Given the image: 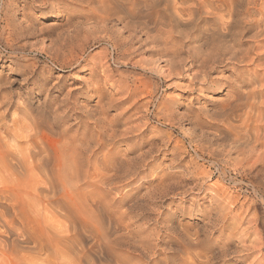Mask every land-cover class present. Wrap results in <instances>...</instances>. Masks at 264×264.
<instances>
[{
    "label": "rangeland",
    "instance_id": "374dc122",
    "mask_svg": "<svg viewBox=\"0 0 264 264\" xmlns=\"http://www.w3.org/2000/svg\"><path fill=\"white\" fill-rule=\"evenodd\" d=\"M69 1L0 0V151L10 155L0 158V193L18 192L27 203L24 217L66 235L69 217L44 205L33 187L44 186V179L22 161L33 144L60 147L62 135L78 147L88 176L73 194L82 203L83 196L86 203L98 199L101 213L114 219L112 228L119 226L113 239L124 237L120 264H264V42L251 50L253 61L218 64L209 78L219 82L203 84L193 79V51L208 37L201 33L208 23L204 12L224 0H208L194 29L185 24L194 0H174L181 23L162 26L174 28L172 35H160L152 24L136 30L138 17L121 21L117 13L103 20L101 0ZM165 1L172 2L163 0V7ZM209 21V28L219 23ZM250 36L242 49L252 46ZM18 163L25 171L11 168ZM103 164L109 165L108 184L100 183ZM0 200V225L19 228V220L14 226L4 215L8 202ZM33 209L40 211L34 215ZM60 253L48 264H67ZM32 255L29 264H42L47 254ZM106 257H100L103 264ZM7 261L1 256L0 264Z\"/></svg>",
    "mask_w": 264,
    "mask_h": 264
},
{
    "label": "bare ground",
    "instance_id": "6f19581e",
    "mask_svg": "<svg viewBox=\"0 0 264 264\" xmlns=\"http://www.w3.org/2000/svg\"><path fill=\"white\" fill-rule=\"evenodd\" d=\"M165 2L168 3V1H165ZM208 2H209L208 0H194V3H193L194 13L192 12L193 15L190 16V17H192L191 20L188 19L187 21H185V24L187 26H193V29L199 26V24L197 23L198 21H197L196 18L200 14L199 12L201 11L202 6L205 4L204 5V8H205L206 3H208ZM261 2H262V0H261ZM263 2L262 3H258L257 0H231V1L224 0V1L221 2L220 5L217 4V6L215 8H213V10L211 12L208 11V10H206L204 12V14H205V16L207 18L206 21H208V23L204 25V29H203V31L201 33H207L208 37H207V39H206V41L204 43H201L200 45L196 46L195 47V51H193L194 52V54H193V63H196L194 65V67L195 66L198 67V72L196 74L194 73L195 74L194 78H193L194 80H198V81L200 80L203 84L204 83L212 84V85L213 84H217L219 81H217V80L213 81L212 79H210L211 77L209 78V76H210V73L215 69V67L218 64H223V63H234V64H239V63L240 64H244V63H246L247 64V62L253 61L252 59H250L251 58V56H250L251 50L263 48L261 46V43L264 42V10H263V7H262ZM90 3H92V4L95 3V0H91ZM101 3H102V5L99 7V9L102 10L100 17L103 20H106V18H108L109 15L117 14V13L118 14H122V17L119 15L121 18L118 17L121 21L128 20V18L130 16L131 17H138V18H140V21H138V22L134 21L135 24H132V25H134L133 27L136 30L138 28H142V29L146 28V29H148V28H150V25L152 24L153 27H155V28L158 27L159 28L158 29V33L160 35H164V34L172 35V33L174 31L172 32L171 30H173L174 28L173 29L171 28L170 31H166L164 28L162 29V26H164V27L167 26L168 27V24H166L167 21H169V25L171 27H174L173 26L174 22L177 25H179L181 23L180 8H179L180 4L176 3L174 0H172V2H169L168 4L164 5V7H163V0H139V1L136 0L134 2H128V3L120 2V1L117 2L116 0H101ZM188 4H189V2H188ZM89 5H91V4H89ZM259 14H262V16H260ZM109 18H111V17H109ZM212 18L218 19L219 23L217 25H214L212 28H209L208 27L209 23H210L209 20H212ZM119 19H118V21H119ZM225 19H227V20H225ZM121 23H123V22H121ZM128 26L129 25H127V27ZM103 28H105V27H103ZM135 29H134V31H135ZM198 31H200V30H198ZM248 35H251L250 36V38H251L250 42L252 43V46L248 47L247 49H242L243 48V44H245V42H246V41H244V39ZM150 36H152V35H150ZM102 38H103V36H102ZM195 40H197V39H195ZM83 42H85V41H83ZM174 47H175V45H174ZM170 48H172V46ZM73 60H75V59H73ZM171 61L172 60H170V63H171ZM190 62H191V60H190ZM192 66H193V64H192ZM200 77H202V79H199ZM37 125H39V124H37ZM36 134L33 135V137H36L37 136ZM60 137H61V139L58 141L59 144H60L59 145L60 147H52V146L49 147L48 145L47 146H37L38 143H37V145H34L33 143H35L36 141H33V143H32L33 146H34L33 149H29L30 146H29V148L27 147L28 149L24 150V152H23L24 154L22 155L23 157L22 156L21 157L23 159L22 161L27 163V166L29 164V166L27 168H30V170H32V172L34 174L36 172H37V174L40 173L42 175L43 179H44V180L41 179V182H42V180L44 182V186L43 185H41V186L39 185L38 186L36 184H35V186H33L34 184L32 185L33 187H36L34 189L35 190L34 193H39L40 196L42 197V199H45L47 201L46 204H44V205L47 206V203H48V205L56 206L59 209V211L65 213L67 215V217H69L68 221H70L72 223L71 228L68 229V227H66L68 229L67 232H65L66 235H63V234L60 235L58 233H55V231H56L55 229L56 228L53 229V227L55 225L53 227L51 226L52 227L51 232H49L50 228H47L48 227L47 225H45V226H47V227H45V229H49L48 232L45 229H43V227L42 228H40V227L38 228L37 227L38 225H36L33 222V220L31 221L30 218L27 217L26 214H25V217H24V211L27 210V208H26L27 203H26V206H25V202L19 200L20 199V195L17 194L18 192L16 193L14 191L15 193L13 192V193H9V194L8 193L4 194L6 192L5 191L3 194L0 193V196H2L4 198V200H6L8 202L7 204L4 205V207L2 206V208L4 209V212H5L4 215H7V216L11 217L12 223H10V224L14 225V224H16L15 221L19 220L18 222H19V225H20L19 228H17L18 226L15 227L17 229H15L14 227H7L6 224H5L6 222H4L3 225H0V228L1 227H5V226L7 227V228L5 227L6 230H4V232L6 233L5 237H4V235H1V232H0V237L2 236L1 240H0V258H1V256L6 257L8 259V261H7L8 264H29L27 262L28 261V257H27L28 255L30 256V259H31V254L37 256V254L40 255L41 253H43V254H47V255H45L46 259L44 258L45 256L43 257L45 260L41 259L40 257L39 258L41 260H44V262L48 264V262L51 260L50 257H52V255H54V253L55 254H61L60 252H63L65 254V256L69 257L68 259L70 261H71L70 258H73L72 260H75V261H73V264H75V262H76V264H103L100 261V257H102V256L106 257L108 255L111 256V259L106 257L108 259V261L104 260V262L106 264H113L114 263V258L113 257H115V259L117 261V264H120L121 260L118 259L117 256L119 258H122V256L119 254V252L122 253L123 249H121V248H123L125 246L123 244V242H122V241H124V237L114 238V239L112 237L113 236V232H114L113 229H116L119 226L116 224V222H114L115 225H117V226L115 228H112V223H113L114 219L110 218L108 220V219H106L105 214L101 213V211H100L101 209L99 208L100 206L98 205V202H96V201H98V199L96 200V198H95V200H94L92 198L93 197L92 196L91 198L93 200L91 199V201L89 203L88 202L86 203V201H88L89 199L87 200V198L85 199V197L83 196V198H84L83 201L85 203H82V201H80V199H77V197L80 196V195H78L76 197L73 194V193H76V192H73L72 190H75L74 188L77 187L80 179H82L81 177H88V176H87V173L85 174L84 172H81L82 166H81V163H80V160H79L78 147L73 142L68 143V142L63 141L64 138H63L62 135ZM28 138L30 139L32 137H28ZM25 139H26V137H25ZM41 140H43V139H41ZM2 141H3V139H2ZM42 142H44V141H42ZM42 142L40 141V144H42ZM5 143H7V141H5ZM6 146H8V145H6ZM6 149H7V147H6ZM11 149H9V150H11ZM16 151H18V150H16ZM10 154H12V153H10ZM13 154H12V156H13ZM8 155H9V153H8ZM8 155L4 154L3 153V149H1L0 158L4 162H5V157H7ZM9 157H10V155L8 156V158ZM8 158H6V160ZM11 158H13V157H11ZM16 158H18V157H15V159ZM18 160H19V158H18ZM18 160L16 159V161H18ZM8 161H9V159H8ZM242 161H243V159H242ZM88 162H89V160H88ZM9 163H10V161H9ZM13 163H15V161H13ZM2 164H0V166ZM257 165H258V163H257ZM10 166H12L11 168L18 167L19 163L16 166L15 165H10ZM108 166H109L108 164H103V166H102V167H104L103 169L107 172L106 174H104V175H102L100 177V183H102V184H108V182L110 180V178L107 179V174H108V172H110ZM4 167L5 166H3V168ZM24 167H26V166L24 165ZM24 167L23 166H19V169L20 168H21V170L22 169L23 170L26 169ZM7 168H9V165L7 166ZM11 168L9 169V171H13L14 170V169L12 170ZM248 168H250V167H248ZM14 171H13V174L15 173ZM16 172H17V170H16ZM18 172H20V171H18ZM32 172H29V174L31 175ZM21 173H22V171H21ZM82 173H83V176H82ZM25 174H28V173H25ZM10 175H12V173H10ZM16 175H18V174H16ZM20 176H18V178H20ZM36 176L37 175L35 174V177ZM23 177H25V176L23 175ZM16 178H17V176H16ZM21 179H22V177H21ZM38 179H40V178L37 177V181H38ZM84 179H83V181L85 182ZM35 180H34V182H35ZM87 180L88 179L86 178V181ZM28 184H29V182H28ZM30 184H32V183H30ZM11 185H9V186H11ZM23 185H24V182H23ZM4 186L9 187L8 185H4ZM69 186H70V188H69ZM91 186H90V188H91ZM13 187H15V185ZM24 187H25V185H24ZM1 188H0V190H1ZM22 188L23 187H21V190H22ZM78 188H79V186H78ZM15 189H17V188H15ZM11 190H13V189H11ZM9 191H10V189H9ZM77 191L79 192L78 189H77ZM82 191L84 192V190H82ZM78 192H77V194H78ZM92 192H90V195H91ZM23 193L24 192H22V194ZM27 194L28 193H26V195ZM93 194H94V192H93ZM98 194H99V192H98ZM81 195H84V193L81 194ZM24 197H26L25 194H24ZM30 197H32L33 200L35 198V197H33V196H31L29 194L28 199H30ZM37 200H39V199L37 198ZM38 203L39 202H37V204ZM31 204L32 203H30V205ZM51 207L52 206H50V208ZM38 208H40V207L38 206ZM41 208H42V206H41ZM34 209H33L32 212H34V215H35V212L37 210L34 211ZM46 210H48V209L46 208ZM50 210H52V209H50ZM29 211H30V209H29ZM38 211H40V210L38 209ZM41 213L43 214V212H41ZM59 213L57 215L60 217ZM27 214L29 216V213H27ZM54 214H56V213H54ZM38 215L41 216L40 214H38ZM2 216H3V213H2ZM62 217L63 216L61 215V219H62ZM67 217H66V219H67ZM31 218L34 219L33 217H31ZM55 218L56 217L54 216V219ZM0 219H2V217ZM56 219H58V218H56ZM3 220H4V217H3L2 221ZM53 220L51 219V221H53ZM2 221L0 223H2ZM6 221L10 222V220H6ZM45 221H46V219H45ZM57 221L58 220H56V223H57ZM63 221H64V219H63ZM68 221L65 222L66 225L68 223L70 224V222H68ZM39 222H40V220H39ZM39 222H37V223L39 224ZM44 223L45 222L42 223L43 226H44ZM50 223H52V222H50ZM56 223H55V220H54L53 224H56ZM13 225H11V226H13ZM63 225L64 224H62L61 226L63 227ZM17 230H18V232H20V234H18ZM52 230H55V231H53L54 233H52ZM62 230H64V228ZM129 245H130V243H129ZM129 248H130V246H129ZM134 249L138 250L137 248H134ZM64 254L62 255L63 257H64ZM53 257H55V256H53ZM35 259H38V258H35ZM35 259H33V262L35 261ZM68 259H64V260H68ZM98 259H99V261H98ZM59 260H60V257H59ZM69 260H68V262H69ZM54 261H52V262H54ZM185 261H187V260H185ZM68 262H67V264H68ZM63 263H64V261H63ZM36 264H38V262H36ZM58 264H60V263H58ZM135 264H141V263L137 262Z\"/></svg>",
    "mask_w": 264,
    "mask_h": 264
}]
</instances>
